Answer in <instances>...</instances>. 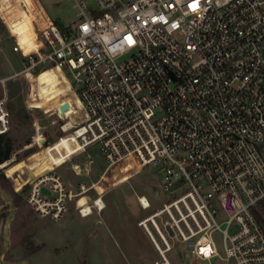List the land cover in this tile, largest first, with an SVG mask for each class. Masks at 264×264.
<instances>
[{
  "label": "built area",
  "instance_id": "obj_1",
  "mask_svg": "<svg viewBox=\"0 0 264 264\" xmlns=\"http://www.w3.org/2000/svg\"><path fill=\"white\" fill-rule=\"evenodd\" d=\"M10 1L0 0V22L22 68L0 86L59 69L83 116L60 126L57 140L73 149L66 163L96 147L108 170L125 161L154 168L152 196L165 198L162 207L151 211L148 198L136 196L150 210L136 224L154 264H172L176 239L194 262L264 264V227L254 214L264 202V0H69L74 25L49 18L43 27L33 17L36 47L28 52L6 19L30 11ZM9 128L3 97L0 136ZM57 168L20 188H28L34 215L53 222L91 188L70 187ZM104 207L100 195L76 211L85 218Z\"/></svg>",
  "mask_w": 264,
  "mask_h": 264
},
{
  "label": "rangeland",
  "instance_id": "obj_2",
  "mask_svg": "<svg viewBox=\"0 0 264 264\" xmlns=\"http://www.w3.org/2000/svg\"><path fill=\"white\" fill-rule=\"evenodd\" d=\"M13 1L30 11L29 14L20 11L13 21L6 19L8 29L25 52L36 47L33 17L41 19L43 27L50 18L59 28L72 27L77 19L69 0ZM0 46V78H8L22 66L19 55L11 51L12 41L1 22ZM3 97H6L10 128L0 136V264H142L141 261L154 264L158 261L136 224L150 211L140 208L137 195L148 198L151 211L160 209L165 201L164 197L152 196L159 184L154 168H140L125 161L108 170L96 147L66 163L73 149L64 139L57 140L62 136L60 126L65 122L79 124L83 116L74 87L52 69L43 70L31 79L19 76L8 80L4 88L0 86V99ZM75 165L87 171L78 176L74 174ZM55 167H58L56 174L70 187L75 188L81 182L91 187L69 205L67 214L57 222L35 216L25 201L28 188L20 190L25 183ZM100 195L105 204L103 211L80 218L77 208L91 204ZM255 212L264 227V202ZM215 241L220 246L219 235H215ZM173 245L168 253L172 264H222L216 258L209 263L194 262L184 243L176 239Z\"/></svg>",
  "mask_w": 264,
  "mask_h": 264
},
{
  "label": "bare ground",
  "instance_id": "obj_3",
  "mask_svg": "<svg viewBox=\"0 0 264 264\" xmlns=\"http://www.w3.org/2000/svg\"><path fill=\"white\" fill-rule=\"evenodd\" d=\"M52 70H53L54 72H56L58 75H63L62 72H61L59 69H56V68L53 67ZM76 99H77V97H76ZM77 101H78V99H77ZM78 104H79V106H80L79 101H78ZM68 123H69V124H68V127H70L71 123H70V122H68ZM98 203L101 204V201H99Z\"/></svg>",
  "mask_w": 264,
  "mask_h": 264
},
{
  "label": "crops",
  "instance_id": "obj_4",
  "mask_svg": "<svg viewBox=\"0 0 264 264\" xmlns=\"http://www.w3.org/2000/svg\"><path fill=\"white\" fill-rule=\"evenodd\" d=\"M15 73H16V72H15ZM80 218H83V217H80ZM85 218H86V217H85ZM98 222H100V221H99V220L96 221V225H97V226H99V225L97 224ZM121 237H122V236H121ZM123 238H124V242H125V241H126V236H125V234H123ZM141 262H142V264H144L143 261H141Z\"/></svg>",
  "mask_w": 264,
  "mask_h": 264
},
{
  "label": "trees",
  "instance_id": "obj_5",
  "mask_svg": "<svg viewBox=\"0 0 264 264\" xmlns=\"http://www.w3.org/2000/svg\"><path fill=\"white\" fill-rule=\"evenodd\" d=\"M254 214H255V217H256V219L258 220V222L261 223V219H260L259 215H258L256 212H254ZM261 224H262V223H261Z\"/></svg>",
  "mask_w": 264,
  "mask_h": 264
},
{
  "label": "water",
  "instance_id": "obj_6",
  "mask_svg": "<svg viewBox=\"0 0 264 264\" xmlns=\"http://www.w3.org/2000/svg\"><path fill=\"white\" fill-rule=\"evenodd\" d=\"M43 192H45V191L43 190Z\"/></svg>",
  "mask_w": 264,
  "mask_h": 264
}]
</instances>
